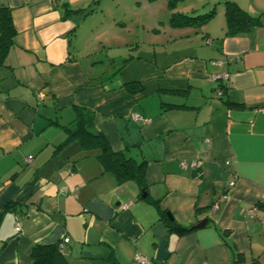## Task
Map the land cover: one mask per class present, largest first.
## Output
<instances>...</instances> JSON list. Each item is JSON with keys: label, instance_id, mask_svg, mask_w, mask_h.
<instances>
[{"label": "crops", "instance_id": "obj_1", "mask_svg": "<svg viewBox=\"0 0 264 264\" xmlns=\"http://www.w3.org/2000/svg\"><path fill=\"white\" fill-rule=\"evenodd\" d=\"M232 1L252 17L264 13V0ZM141 2L0 0L16 31L0 66V264H30L34 244L65 237L69 264L261 257L264 211L253 208L264 202V26L229 36L211 19L140 40L128 56L90 45L93 25ZM130 82L141 89L128 91ZM75 106L92 112L114 151L145 161L144 197L104 172L95 151L64 142Z\"/></svg>", "mask_w": 264, "mask_h": 264}, {"label": "trees", "instance_id": "obj_2", "mask_svg": "<svg viewBox=\"0 0 264 264\" xmlns=\"http://www.w3.org/2000/svg\"><path fill=\"white\" fill-rule=\"evenodd\" d=\"M147 1L151 2L154 0ZM190 1L167 0V7L170 12L168 23L172 28H200L212 19L214 15L213 9L205 13L188 14L184 4ZM223 4L225 35L234 36L245 33L253 27L264 26V13L252 17L232 0H223ZM15 34L11 9L7 6H0V66H5V57L8 49L13 45ZM127 60L128 58H125L122 64L126 63ZM222 85L219 88L220 95L226 90L224 85ZM125 87L132 93L141 89V86L135 82L126 83ZM40 92L38 91L37 93ZM224 102L228 106H232L227 100H224ZM73 110L75 113L74 119L63 126L66 134L64 142L75 140L82 151H95V158L101 164L103 171L112 173L118 185L132 181L140 190L144 189L146 191V183L144 181L145 161H137L123 151H114L104 135L94 128L92 112L76 106L73 107ZM5 208L7 210L14 207L10 203ZM255 208L264 211V202L257 203ZM170 227L179 233L192 229L174 222H170ZM59 243L34 244L30 250V264H69L63 255ZM233 254L232 264L244 263L245 259L242 254L236 251ZM247 264H264V251H262L260 258H252Z\"/></svg>", "mask_w": 264, "mask_h": 264}, {"label": "rangeland", "instance_id": "obj_3", "mask_svg": "<svg viewBox=\"0 0 264 264\" xmlns=\"http://www.w3.org/2000/svg\"><path fill=\"white\" fill-rule=\"evenodd\" d=\"M184 6L188 14L205 13L213 9L212 30L225 25L223 0H191L185 3ZM153 13H155V16ZM115 15L123 18L121 12L112 13L110 17L102 19L103 24L101 26L93 25V18H90L89 21L87 20L89 24L93 25L88 38L90 45L93 48H101L102 44L105 45V53L109 56H113V54L128 56L140 40L148 42L156 35L160 39L161 37L169 38L172 35L171 32L177 29L172 28L168 23L170 12L167 7V0H154L151 2L142 0L141 6L137 11L131 8L126 12L121 28H116L112 25L113 20L116 18ZM152 21H157L156 29H153L154 25L150 24ZM204 28L205 25L200 27V29ZM180 30L177 29L176 31Z\"/></svg>", "mask_w": 264, "mask_h": 264}, {"label": "built area", "instance_id": "obj_4", "mask_svg": "<svg viewBox=\"0 0 264 264\" xmlns=\"http://www.w3.org/2000/svg\"><path fill=\"white\" fill-rule=\"evenodd\" d=\"M50 1H53V0H50ZM36 95H37L38 99H41L42 96H43L41 93H37ZM132 118L134 120L140 121L141 123H147L150 120V119H148V118H146V117H144V116H142L140 114H134L132 116ZM30 159H31V156L26 157V161H30ZM230 184H232V182H230ZM213 208L216 209V205H214ZM253 209H256V208L254 207ZM15 229H16L17 232L20 231V222H19V218L18 217L15 220ZM68 241H69V239L67 237L63 238L62 241L59 243L60 248H62L63 245L65 243H67ZM135 260H136V262L138 264H150V260L147 257H145L144 255H142V254H137L136 257H135Z\"/></svg>", "mask_w": 264, "mask_h": 264}, {"label": "water", "instance_id": "obj_5", "mask_svg": "<svg viewBox=\"0 0 264 264\" xmlns=\"http://www.w3.org/2000/svg\"><path fill=\"white\" fill-rule=\"evenodd\" d=\"M146 194V191L144 189L141 190V197H144ZM169 216V215H168ZM170 217V216H169ZM206 220L203 219L201 221H199L197 224L194 225V227H202L203 225H205Z\"/></svg>", "mask_w": 264, "mask_h": 264}]
</instances>
